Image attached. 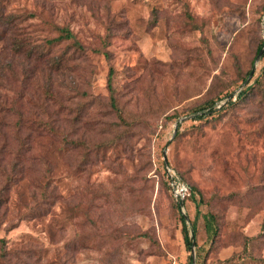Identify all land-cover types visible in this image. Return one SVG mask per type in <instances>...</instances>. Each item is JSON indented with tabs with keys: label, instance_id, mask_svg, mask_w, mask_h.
<instances>
[{
	"label": "rangeland",
	"instance_id": "1",
	"mask_svg": "<svg viewBox=\"0 0 264 264\" xmlns=\"http://www.w3.org/2000/svg\"><path fill=\"white\" fill-rule=\"evenodd\" d=\"M261 41L264 0H0V264H186L180 215L195 264H263L264 100L196 119Z\"/></svg>",
	"mask_w": 264,
	"mask_h": 264
},
{
	"label": "trees",
	"instance_id": "2",
	"mask_svg": "<svg viewBox=\"0 0 264 264\" xmlns=\"http://www.w3.org/2000/svg\"><path fill=\"white\" fill-rule=\"evenodd\" d=\"M60 32H61L60 36H58L57 39H55L53 41H60V40H64V39L70 40V41L73 42V46H74L75 49H77V50L82 49L81 45L77 41H75L74 36L71 34V32H69L67 29H61ZM263 42L264 41H261L259 43V45L257 46V48H256V52L255 53L257 55H258L261 47L263 46ZM249 74L250 73L247 72L244 75V77L241 79V83L245 82L246 77ZM262 77H263V74L260 77L258 76L254 80L252 85L243 86L242 89L237 94H235V96L233 98L229 99L224 104H222L221 102H223L227 98V96H229L232 92L237 91L236 90L237 88L233 89L232 91H226L219 98H217V99H215L213 101L211 100V101L205 102L204 106H201V107H199L197 109L198 111L201 112V115L200 116H196V119L197 120H202L205 115H210V114L215 113V112L217 113L222 108H227V107L235 105L236 103L244 101L253 92L258 93L260 95V97H261V100H264V84L261 81ZM107 89H108V93H109V106L117 114L118 118H120L122 120L121 115H120V111H119V108H118L117 102H116L115 91H114L113 86H112V71L111 70L108 72V75H107ZM9 112H11V110ZM170 120H172V119H170ZM44 124H46V123L43 122L42 120H40L39 123L30 122V124L27 127H28L29 130L34 131V127H36V129H39V127L41 125H44ZM20 127L22 129L24 127V123L16 126L17 131L19 130ZM177 128H179V125H177ZM171 170L175 171V173L178 176V178L180 179V181L183 184H185V185H187L189 187V185L182 179L180 174L175 169L171 168ZM163 175L165 177L166 185L168 187V190H169L170 196L172 198V201L174 202L175 208L177 210H181L180 207H179V202L173 197V194H172V191H171V188H170V185H169V179H168V176H167V174L165 172V169H163ZM190 197H192L191 188H190V195L188 197H186L185 199H183V201H182L183 207H185V202ZM205 215H206V220H207V222L205 224V227H206V229L208 230L209 233H210V231L212 232V236H211V238H212L211 242H212L213 239L215 238V236L217 235V232H218V226H217L216 217L213 214H211V213H207ZM180 220H181V223H182L183 240H184V243H185V246H186L187 250L190 252L191 244H192L193 240H192L191 237L188 236L186 220L184 219V217L182 215H180ZM191 229H192V233L195 234V227H194L193 224L191 225ZM263 233H264V227H263ZM263 233H261L259 237H261V235H263ZM256 239L257 238H248V240H247L248 242H246L244 244V250H243L244 254L247 253L248 245L251 242H253L254 240H256ZM0 243L2 244V247H1L2 251H1L0 255L3 256L4 255V251H3L4 240H1ZM240 258H242V259H245V258L254 259L250 254H246L244 256H241ZM261 261L264 264V259H262ZM227 262L230 263L231 259L227 260ZM186 264H192L191 256L188 257Z\"/></svg>",
	"mask_w": 264,
	"mask_h": 264
},
{
	"label": "built area",
	"instance_id": "3",
	"mask_svg": "<svg viewBox=\"0 0 264 264\" xmlns=\"http://www.w3.org/2000/svg\"><path fill=\"white\" fill-rule=\"evenodd\" d=\"M166 174L169 179V185H170L173 197L178 202H182L183 199H185L186 197L190 195L188 187L180 181L176 173L170 168L168 169Z\"/></svg>",
	"mask_w": 264,
	"mask_h": 264
},
{
	"label": "water",
	"instance_id": "4",
	"mask_svg": "<svg viewBox=\"0 0 264 264\" xmlns=\"http://www.w3.org/2000/svg\"><path fill=\"white\" fill-rule=\"evenodd\" d=\"M263 52H264V48H261L260 51H259V53H258V55H257V57H256V61H258V60L260 59V57L262 56ZM252 74H253V72H250V74H249V76H248V79L246 80V82H245L244 84H246V83L248 82V80L252 77ZM243 86H244V85H242V86L236 91L235 94H237V93L242 89ZM235 94H232V95H235ZM232 95L228 96V97L222 102V104H224L226 101H228V100L232 97ZM175 132H176V129L174 130V134H175ZM163 159H164V163H165L164 169H165V171L167 172L168 169H169V167H168L167 159H166V150L163 151ZM179 207H180L181 211L183 212L184 207H183L182 202H179ZM183 217H184V219H185L186 222H187V221H188V218H187L185 215H183ZM194 248H195V244H194V241H192L191 249H190V252H191V258H192V264H195V253H194Z\"/></svg>",
	"mask_w": 264,
	"mask_h": 264
}]
</instances>
